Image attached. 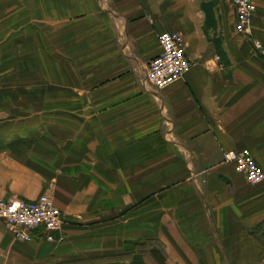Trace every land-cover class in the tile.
<instances>
[{
  "label": "crops",
  "instance_id": "crops-1",
  "mask_svg": "<svg viewBox=\"0 0 264 264\" xmlns=\"http://www.w3.org/2000/svg\"><path fill=\"white\" fill-rule=\"evenodd\" d=\"M254 1L245 36L230 0H10L26 23L0 43V200L47 195L65 226L22 243L0 221V264H264V186L223 160L246 150L264 172ZM80 22L74 45L50 39ZM163 32L191 68L155 91Z\"/></svg>",
  "mask_w": 264,
  "mask_h": 264
},
{
  "label": "built area",
  "instance_id": "built-area-1",
  "mask_svg": "<svg viewBox=\"0 0 264 264\" xmlns=\"http://www.w3.org/2000/svg\"><path fill=\"white\" fill-rule=\"evenodd\" d=\"M235 9V33L251 36L252 21L256 12L254 0H230ZM159 53L146 67V83L155 91H161L181 80L190 70L187 47L180 33L163 32L158 37ZM253 47L264 55L258 41ZM226 164L234 167L248 185L264 186V172L256 164L249 151L224 154ZM0 221L13 238L22 243H31L33 233L40 231L44 239L54 242L64 229L65 221L59 209L53 206L47 195L35 201L0 200Z\"/></svg>",
  "mask_w": 264,
  "mask_h": 264
},
{
  "label": "rangeland",
  "instance_id": "rangeland-1",
  "mask_svg": "<svg viewBox=\"0 0 264 264\" xmlns=\"http://www.w3.org/2000/svg\"><path fill=\"white\" fill-rule=\"evenodd\" d=\"M2 1H3V3L0 7V43H1V45L7 40L4 37L9 32H11V29L14 28L13 32H15L17 29L18 30L23 29V31H25L24 25L26 23V21H25V10L24 9L21 10V8L18 6V10L14 9V11H17V13H15L13 16H10V12H11V6L9 4L10 0H2ZM118 8L120 9L122 7L118 6ZM170 15L171 14L169 12H166L163 16L159 15V17L158 16L157 17H158V19L161 20L160 22L165 23L170 18ZM153 17L154 16L146 17V21L154 19ZM77 24H79V26H81V24L85 25L84 23H81V22L80 23H69L66 26H63V27H65L64 28L65 30L63 33H50V39L55 43V45H57L59 42L57 40V38H58V35H60V42H62L63 46L69 45V44L74 45L73 42H75V39L77 37V35H76L77 31H76V33H73V31L76 30L74 26H76ZM35 26H36V23H35ZM37 29L41 30V27H37ZM79 33H89V32L88 31H84V32L82 31ZM2 48H4L3 49L4 51H6V48H8V47H6V45H4V46H2ZM23 49H24V46H23ZM147 66H148V64H147ZM53 206H55L54 203H53Z\"/></svg>",
  "mask_w": 264,
  "mask_h": 264
}]
</instances>
